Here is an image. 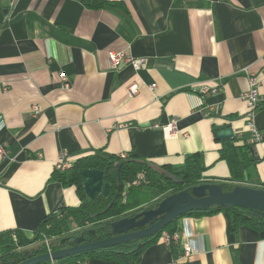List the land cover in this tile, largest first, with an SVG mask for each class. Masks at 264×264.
<instances>
[{"label":"crops","instance_id":"obj_1","mask_svg":"<svg viewBox=\"0 0 264 264\" xmlns=\"http://www.w3.org/2000/svg\"><path fill=\"white\" fill-rule=\"evenodd\" d=\"M108 1L119 6L0 0V147L9 151L0 161V235L32 239L48 216L81 207L75 186L52 180L62 152L74 160L135 155L173 167L200 154L206 178L230 180L217 134L231 126L253 161L246 181L264 185V140L250 142L240 100L259 75L255 122L264 135V0ZM110 51L145 64L112 70ZM134 84L140 90L131 96ZM205 85L219 90L204 95ZM172 124L176 132L166 137L162 129ZM177 230V243L151 244L138 264H174L190 238L195 254L178 264H264V230L234 227L228 213L184 217Z\"/></svg>","mask_w":264,"mask_h":264},{"label":"trees","instance_id":"obj_2","mask_svg":"<svg viewBox=\"0 0 264 264\" xmlns=\"http://www.w3.org/2000/svg\"><path fill=\"white\" fill-rule=\"evenodd\" d=\"M76 1L95 11L119 6V4L108 0ZM247 149L248 147L236 146L234 139L223 143L220 151L221 159L226 161L230 167L232 178L230 180L217 181L204 176L207 169L200 154L188 156L184 164L177 167L158 165L153 161H148L135 155H130L126 159L115 157L102 159L97 156L75 159L69 170L65 172L55 171L52 180L58 181L64 186H75L83 203L87 196L84 189L82 171L85 169H97L104 172L105 183L111 185L109 196L105 198L100 195L95 201L85 207L66 209L48 216L32 239H29L20 231L0 235V264H19L24 257L28 259L27 253L31 257L45 254L47 252L45 239L50 241L52 251H56L59 249V243L62 239L80 236L88 231V227L97 231L99 240L106 239L110 237V223L125 217H131L138 210L153 207L155 200L153 192L155 191L161 195L160 201H162L171 195L190 190L207 182L221 184L225 192L231 191L237 185L264 189V185L259 183L257 185H249L245 179L246 170L253 163V161L245 157ZM118 164H121L120 184L117 182ZM155 165L176 176L182 182L176 184L169 180L161 172L154 169L153 166ZM141 176L143 177L141 178ZM110 205L112 207L105 214L99 215L108 209ZM218 213L230 214L233 218L234 227L249 226L257 230H264V219L252 218L239 208H215L205 212L189 213L184 217L211 216ZM177 222L178 220L174 221L150 239L130 242L46 264H78L86 262L89 258L111 261L115 264H138L146 248L151 244L162 243V234L164 232L173 234L177 230ZM85 236L93 239L87 233ZM89 239L87 240L92 241ZM139 243L144 245L139 248Z\"/></svg>","mask_w":264,"mask_h":264},{"label":"water","instance_id":"obj_3","mask_svg":"<svg viewBox=\"0 0 264 264\" xmlns=\"http://www.w3.org/2000/svg\"><path fill=\"white\" fill-rule=\"evenodd\" d=\"M218 130V140L229 141L233 139L234 135L231 126H221ZM153 167L176 184L182 182L176 176L160 167L156 165ZM120 168L121 164H118V184H120ZM82 178L87 196V199L81 205L82 207L95 201L100 195L105 198L109 196L111 185L105 183L103 171L85 169L82 171ZM111 207L112 205L99 215L105 214ZM215 208H239L252 218L264 219V189L237 185L231 191L225 192L221 184L207 182L190 190L171 195L162 201H160V198L156 199L153 207L138 210L131 217H125L110 223V238L99 240L97 231L91 229L86 231V233L92 235L98 241L89 242L85 236L86 233H82L80 236L66 237L59 243L58 250L35 257H31L27 253L28 259L24 257L19 264L53 263L130 242L143 241L155 237L168 225L189 213L205 212ZM143 245V243H139L138 246L140 248Z\"/></svg>","mask_w":264,"mask_h":264},{"label":"built area","instance_id":"obj_4","mask_svg":"<svg viewBox=\"0 0 264 264\" xmlns=\"http://www.w3.org/2000/svg\"><path fill=\"white\" fill-rule=\"evenodd\" d=\"M108 60L110 63V69L112 70H119L122 66L128 65L131 66L135 71H139L145 64V59L143 58H133L131 55L127 54L126 52H113L110 51L108 54ZM62 83L64 88H69L70 84L68 83L67 79L61 75ZM260 86H261V79L259 75H252L250 78V87L249 90L245 93L241 94L240 100L245 103L247 107L246 113V120L247 126L249 131L252 135L251 143H260L264 140V135L258 130L255 122V113L262 103V98L260 96ZM152 90L156 89V85L151 87ZM140 86L138 84H134L128 87L127 91L131 96H135L139 93ZM218 87H208L203 86L201 88V92L204 95H209L218 92ZM34 111L36 115L39 114V109L34 107ZM153 128L159 129L162 128L159 125H155ZM163 132L166 137H169L174 132H176V125L172 124L167 127H163ZM127 155H122V159H126ZM9 158V151L6 147H0V161H5ZM74 163V159L66 152H62L59 155L58 161L56 163V171L58 172H65L69 170ZM181 230H176L173 234H169L168 232H164L162 234V243L171 246L172 243H177L180 238ZM45 247L47 249L46 253H52V248L50 246V241L45 239ZM195 254V249L193 242H191V238L189 239L188 243L184 244V253L183 256L174 264H178L181 260L188 259L192 255ZM78 264H85L84 262H80Z\"/></svg>","mask_w":264,"mask_h":264},{"label":"flooded vegetation","instance_id":"obj_5","mask_svg":"<svg viewBox=\"0 0 264 264\" xmlns=\"http://www.w3.org/2000/svg\"><path fill=\"white\" fill-rule=\"evenodd\" d=\"M88 228H89L88 230H91L92 229L91 227H88ZM92 238H93V236H92ZM108 238H110V237H108ZM87 239H89V238H87ZM89 240H92V241H89V242H96V241H98V240H95L94 238L93 239H89Z\"/></svg>","mask_w":264,"mask_h":264},{"label":"rangeland","instance_id":"obj_6","mask_svg":"<svg viewBox=\"0 0 264 264\" xmlns=\"http://www.w3.org/2000/svg\"><path fill=\"white\" fill-rule=\"evenodd\" d=\"M143 176H141V178H142ZM136 185H138V184H136ZM155 194H158L157 192H155Z\"/></svg>","mask_w":264,"mask_h":264}]
</instances>
